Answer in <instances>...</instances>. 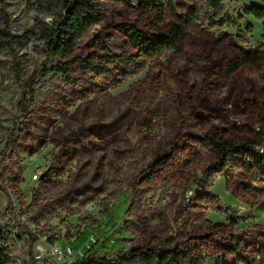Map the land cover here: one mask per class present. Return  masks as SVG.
<instances>
[{
	"label": "rangeland",
	"instance_id": "1",
	"mask_svg": "<svg viewBox=\"0 0 264 264\" xmlns=\"http://www.w3.org/2000/svg\"><path fill=\"white\" fill-rule=\"evenodd\" d=\"M56 5L0 0V39L15 45L0 52V184L39 237L33 251L52 239L83 259H112L169 242L211 262L225 252L228 264L244 257L264 264V226L242 211L264 208V179L237 155L208 186L201 180L217 163L209 133L239 145L264 125V19L248 13L263 0H223L220 16L206 0H175L178 15L200 10L185 49L141 69L120 27L168 31L171 12L158 20L100 0L102 19L78 41L68 78L38 81L46 73L44 44L19 45L41 21L53 20ZM209 16L234 24L213 27ZM245 53L257 62L241 63ZM33 77L39 100L22 116L16 105ZM197 184L202 192L186 204ZM7 205L0 191V213ZM10 250L12 264H31L27 242L14 239Z\"/></svg>",
	"mask_w": 264,
	"mask_h": 264
},
{
	"label": "trees",
	"instance_id": "2",
	"mask_svg": "<svg viewBox=\"0 0 264 264\" xmlns=\"http://www.w3.org/2000/svg\"><path fill=\"white\" fill-rule=\"evenodd\" d=\"M100 0H57L55 7L56 13L50 23L41 21L34 33L27 32L23 36V43L19 46H25L31 40H37L44 44L45 60L43 66L44 72H41L38 81L45 80L51 76H63L68 78V61L75 53L80 38L95 24L102 19L99 6ZM120 3L129 9H136L142 15L156 13L157 19L161 20L163 14L170 11L173 22L170 29H160L155 33H147L136 26H122L120 32L126 37L129 46L137 52V57L132 59L139 68H144L150 59L162 56L166 52L182 53L185 49L187 38L189 37V28L192 26L200 10L191 9L185 15H178L175 0H107ZM264 2V0H263ZM206 4L215 15L220 16L223 13V0H206ZM51 12H53L51 10ZM248 13L256 19H264V7L253 6ZM210 26L222 27L226 24H234L230 19L217 21L215 17L209 16ZM9 49L15 50L13 40L4 37L0 39V52ZM67 61V62H65ZM65 62V63H64ZM256 57L251 53H245L241 63L255 64ZM239 65L230 69L235 72ZM40 96V89L34 77L26 83L24 92L17 102V109L22 116L36 106ZM19 129H16L12 135L14 144L17 141ZM208 147L213 152L217 160L216 165L207 170L202 182L208 186L214 179L215 174L224 173L233 162L234 156L246 155L254 170L264 179V125L259 132H254V136L244 139L239 145L228 141L217 133H209L207 136ZM203 186V185H196ZM0 191L8 197V205L2 216L13 215L14 225H3L0 222V264H12L10 243L16 240L19 243H26L31 249V264H36L34 260V245L39 241V237L25 225L21 217L18 216L17 208L6 187L0 184ZM27 237L29 239L27 240ZM54 245V241L50 239ZM201 257V256H200ZM197 264L196 260L186 252L174 250L169 242H160L153 248L134 247L128 251L121 252L118 256L108 259L107 257L89 256L76 264ZM246 264H254L248 258L242 259Z\"/></svg>",
	"mask_w": 264,
	"mask_h": 264
},
{
	"label": "built area",
	"instance_id": "3",
	"mask_svg": "<svg viewBox=\"0 0 264 264\" xmlns=\"http://www.w3.org/2000/svg\"><path fill=\"white\" fill-rule=\"evenodd\" d=\"M261 149H264V145H262ZM34 178L37 179L38 176L35 175ZM203 188V186H199L195 191H188L185 195V203L190 204L196 197H198V193L202 192ZM4 222L5 225H14V216H5ZM91 241L93 244L97 242L94 238ZM183 252H186L188 255L192 256L196 260L197 264H228L226 259L227 254L225 252L221 253L214 260V262H211L212 260L205 256L200 257L199 254H190L187 251ZM84 257L85 254L82 251L75 249L71 245H40L37 246L34 251V260L36 264H76L83 260ZM154 264H159V262L156 260ZM237 264L246 263L241 260L238 261Z\"/></svg>",
	"mask_w": 264,
	"mask_h": 264
},
{
	"label": "crops",
	"instance_id": "4",
	"mask_svg": "<svg viewBox=\"0 0 264 264\" xmlns=\"http://www.w3.org/2000/svg\"><path fill=\"white\" fill-rule=\"evenodd\" d=\"M242 211L248 213L249 217H256L258 225L264 226V208H262V210L260 208H257L256 211H254L253 213L248 210H244V209Z\"/></svg>",
	"mask_w": 264,
	"mask_h": 264
},
{
	"label": "bare ground",
	"instance_id": "5",
	"mask_svg": "<svg viewBox=\"0 0 264 264\" xmlns=\"http://www.w3.org/2000/svg\"><path fill=\"white\" fill-rule=\"evenodd\" d=\"M89 246V244L87 243V247Z\"/></svg>",
	"mask_w": 264,
	"mask_h": 264
}]
</instances>
